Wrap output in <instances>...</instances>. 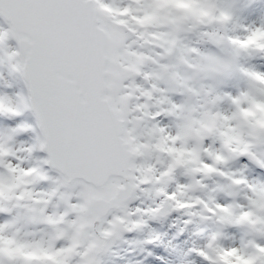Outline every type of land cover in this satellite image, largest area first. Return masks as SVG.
<instances>
[{
	"label": "snow or ice",
	"instance_id": "6c2138e0",
	"mask_svg": "<svg viewBox=\"0 0 264 264\" xmlns=\"http://www.w3.org/2000/svg\"><path fill=\"white\" fill-rule=\"evenodd\" d=\"M0 18V115L31 116L0 128V264H264V0Z\"/></svg>",
	"mask_w": 264,
	"mask_h": 264
},
{
	"label": "rangeland",
	"instance_id": "374dc122",
	"mask_svg": "<svg viewBox=\"0 0 264 264\" xmlns=\"http://www.w3.org/2000/svg\"><path fill=\"white\" fill-rule=\"evenodd\" d=\"M0 25H4V21L2 18H0ZM5 27L7 25H4ZM10 44L13 46L15 45L14 41H10ZM3 56V52L0 51V57ZM0 72L3 73L2 77H0V94H8V95H15L20 91L21 85L16 80V78L9 73L6 67L0 66ZM11 85V87H9ZM21 120H29L31 121L30 114H25L23 117H17L14 120H9L3 115H0V128L6 127V126H15L17 123H19ZM21 139H27V137H21ZM260 172V170H256V172L253 173V175H257ZM131 238H142V237H131ZM127 252L123 253V262L122 264H138L139 261H143L144 264H160V262L156 261L155 255L152 257H145L147 256V253L140 251L139 248H135L134 246H127ZM156 255H163L166 259L175 261V257L170 256L168 252H165L163 249H152Z\"/></svg>",
	"mask_w": 264,
	"mask_h": 264
},
{
	"label": "clouds",
	"instance_id": "9594fccd",
	"mask_svg": "<svg viewBox=\"0 0 264 264\" xmlns=\"http://www.w3.org/2000/svg\"><path fill=\"white\" fill-rule=\"evenodd\" d=\"M162 5L167 6L168 4H174L178 7H189L191 6L192 0H161ZM149 18H145V22H148Z\"/></svg>",
	"mask_w": 264,
	"mask_h": 264
}]
</instances>
